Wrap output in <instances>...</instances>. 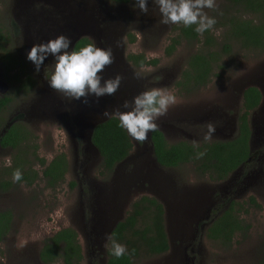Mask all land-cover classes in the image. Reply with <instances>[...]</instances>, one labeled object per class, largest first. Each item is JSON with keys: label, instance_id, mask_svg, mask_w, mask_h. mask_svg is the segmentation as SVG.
Segmentation results:
<instances>
[{"label": "rangeland", "instance_id": "374dc122", "mask_svg": "<svg viewBox=\"0 0 264 264\" xmlns=\"http://www.w3.org/2000/svg\"><path fill=\"white\" fill-rule=\"evenodd\" d=\"M70 2L74 7L98 5L101 8L106 26L112 31L105 38L111 39L109 47L119 54L126 57L128 53H143L148 59H157L154 65L140 68L130 66L126 74L135 82L133 98L151 88H165L177 97V104L169 109L166 116L156 121L168 143L179 140L200 143L204 141L208 123L216 126L212 140L233 138L237 134L234 126L237 127L235 122L241 111V92L248 86L257 87L262 100L258 108L249 112V149L252 152L258 151V155L250 163L254 165L256 176L261 174V153L264 151V49L246 48L235 40L226 39L225 27L220 23L223 20L222 14L229 9L228 0H216V9L204 11L216 19L213 29L208 30L214 38L212 49L220 51L222 44L226 42L230 44L229 51L221 53L216 64L221 66L215 65L210 80L192 91L182 90L176 86V81L186 66L188 56L205 48L203 36H200L199 41L182 38L172 53L167 54L166 47L178 35V28L182 24L159 23L160 13L153 0H148L147 14L140 13L139 9L133 7L135 0L126 4H115L109 0ZM41 4L35 2L31 10H40ZM11 7L12 0H0V26L3 25L11 34L16 32L15 38H10L0 48V70L9 84L5 96L10 99L9 104L0 111V128L10 117L21 113L22 121L34 135L29 146L24 148L29 151L34 149L36 155L45 160V164L57 154L63 153L67 159V167L63 179L50 188L42 177L43 167L29 154V161L38 172V179L30 185L19 182L5 190L0 188V211L10 210L12 213L10 230L0 241V264H45L38 255L40 246L46 238L67 227L77 233L82 254L80 264L94 261L96 264H105L106 234L110 223L123 218L130 210L131 203L143 195L155 198L163 206L169 248L159 255L147 256L142 253L133 264H264V181L261 178H255L257 183L252 189L236 191L238 187L231 185L235 179L226 183L224 180L218 181L208 175H201L195 170L193 162L174 168L162 167L154 163L149 139L141 144L130 135L133 146L129 159L117 164L109 176H104L99 172L101 156L93 148L86 146L80 136L83 131L74 122L68 107L59 110V113L46 109L31 112L43 84L24 55L26 47L20 30L23 17H13ZM131 37L134 38L132 42L129 41ZM105 38L101 37L97 41L92 37L91 40L100 47L102 42L105 43ZM8 51L16 57H22L31 67L37 83L30 94H22L20 91L21 79L17 67L8 72L5 70L1 56ZM54 62L51 60L42 68L43 80L47 85V73ZM83 100L81 98L79 103ZM78 143L79 150L83 149L89 157L83 168L85 176L103 187L107 184L99 197L103 214V219H100L102 228H98L99 231H92L94 228L91 226L85 229L80 200L78 202L80 188L78 190L76 186H69V182L75 181L77 177L72 169V162ZM14 157V149L0 148L1 180L8 179L5 172L8 168L6 161L10 159L12 165ZM79 178H82L80 168ZM229 178H232V174ZM240 187H243V183ZM231 190L234 193L227 194L233 195L234 201L241 208L240 218L250 227L245 236L237 234L232 243L225 246L201 233L207 220L216 211L217 196ZM251 196L256 204L249 202ZM21 240L26 241L23 248L17 246ZM199 242L198 250L196 245ZM95 251L99 252L96 260L92 258ZM52 264L62 262L57 260Z\"/></svg>", "mask_w": 264, "mask_h": 264}, {"label": "trees", "instance_id": "16d2710c", "mask_svg": "<svg viewBox=\"0 0 264 264\" xmlns=\"http://www.w3.org/2000/svg\"><path fill=\"white\" fill-rule=\"evenodd\" d=\"M109 1L115 4H126L131 0ZM228 3L229 9L222 14L223 20L220 23L225 27L226 39L235 40L246 48L264 49V0H228ZM249 15L250 17H248ZM195 27V25L192 27L180 25L178 35L172 38L171 43L166 47V53L170 54L180 39L199 41L200 36H203L205 48L188 56L186 66L176 81V86L186 91L204 86L210 80L221 53L228 52L230 48V44L224 42L220 51L212 49L214 45L212 34L206 31L200 35L195 31ZM9 35V31L3 25L0 26V48H3L2 45L9 41ZM129 41H134V38L131 37ZM90 43L93 42L89 38L82 37L75 43L72 50L78 51ZM1 57L7 72L15 67L19 69L20 91L22 94H30L37 83L31 67L22 57H16L10 51ZM126 60L134 68L157 63V59H148L143 53H128ZM51 74L52 72L47 74L49 79ZM260 98L261 93L255 86H248L244 89L243 113L239 117V132L233 139L202 141L200 143L179 140L168 143L159 129L151 132L150 142L153 146L154 157L162 167L174 168L181 164L193 162L195 170L201 175H208L218 181L225 179L249 155L250 129L247 117L249 112L257 107ZM9 102L8 97H0V111ZM118 125V118L112 116L97 124L91 135V141L101 156L99 172L102 175L110 174L114 166L127 157L133 146L127 131ZM33 139L34 135L22 119L11 124L6 132L0 136L2 147L15 150L13 163L5 171L8 179H0V188L8 189L14 183L10 176L16 169H20L23 173V179L20 182L30 185L38 179V172L33 169L29 161V154L43 167L41 173L48 187H54L63 179L67 167L66 156L63 153L57 154L49 163L45 164V160L39 158L34 149L29 151L24 148L29 146L30 140ZM200 152L206 154L202 158H197V154ZM73 185L74 182H71V186ZM249 202L256 204L252 196L249 198ZM238 206L236 201L230 202L229 206L207 227V238L219 241L226 246L232 243L235 235H246L250 225L240 218L239 210L241 208ZM163 214L162 204L153 197L143 195L134 200L125 217L117 222L111 232L112 237L117 242L126 245L129 254L117 259L111 254V244L108 241L106 264H133L142 253L152 256L166 252L169 245ZM11 219L10 210L0 211V241L10 230ZM39 258L45 264H52L57 260H60L62 264H80L82 259L81 247L77 242L75 230L69 227L62 228L46 238L39 251Z\"/></svg>", "mask_w": 264, "mask_h": 264}, {"label": "clouds", "instance_id": "9594fccd", "mask_svg": "<svg viewBox=\"0 0 264 264\" xmlns=\"http://www.w3.org/2000/svg\"><path fill=\"white\" fill-rule=\"evenodd\" d=\"M160 13L159 23L163 25L182 24L185 27L195 25V31L203 35L204 32L213 29L216 19L210 17L205 9H216V0H153ZM134 8L140 13L147 14L149 11L148 0H135ZM72 47L70 37L59 35L46 43L34 44L28 52L27 59L35 65L37 73L40 72L44 61L51 56L55 61L54 70L48 80L50 88L62 93L70 100H80L88 103V97L94 96L97 101L105 95L115 96L118 92L123 77L120 75L114 78L105 79L101 74L106 68L115 63V56L112 48H100L95 43H90L77 50L69 51ZM139 77V74H137ZM177 97L165 88H151L135 96L131 101L125 100L121 107L128 109L114 112L105 110L104 117L113 115L119 120V127L137 142L143 144L148 141L149 132L158 130L157 120L167 115L169 109L177 104ZM216 126L208 123L207 131L204 133V141H211ZM206 153L200 152L197 158H202ZM6 166H11L10 159ZM23 179V173L16 169L12 174L14 183ZM111 244V254L117 259L128 253L126 245L117 242L112 235L107 236ZM26 241L21 240L17 245L23 248ZM105 247H108L106 244Z\"/></svg>", "mask_w": 264, "mask_h": 264}, {"label": "water", "instance_id": "95a60500", "mask_svg": "<svg viewBox=\"0 0 264 264\" xmlns=\"http://www.w3.org/2000/svg\"><path fill=\"white\" fill-rule=\"evenodd\" d=\"M35 2H41L42 4L40 7L42 8L40 10L34 9L32 11L31 6ZM11 13L15 18H18L19 15L23 17V19L21 20L20 30L23 43L26 47L24 53L26 58L28 52L31 50L34 44L46 43L51 39H55L59 35H65L71 38L72 47L69 49V51H72L75 43L82 37H87L90 40L93 37L98 41L99 38L109 37L112 33L111 28H107V22L104 19L103 11L98 5L74 7L71 5L70 0H12ZM105 39V43L102 42L100 44V48H109L110 43L108 42H110L111 39ZM112 51L115 56V63L106 68L101 75L105 79L114 78L117 75L122 76L123 79L118 92L115 94V96L105 95L103 97H100L98 101L96 97L90 95L88 97V103L84 105L83 102L79 103V100L73 99L69 101L62 95V93L54 91L52 88H50V86L47 85L43 80V66L41 67L39 73L36 72V76L41 80L43 88L40 91V94H37L38 98L36 99L31 112H41L46 109L50 112L59 113V110H64L66 109V107H68L73 114L74 122L83 131L80 136L83 137L85 143L87 144L86 146L93 148L98 154L99 151L97 147L91 141V135L94 127L97 124L108 119L107 117H104L102 115L105 110L114 112L115 109L119 108L120 111H127L128 109H123L121 105L125 100L131 101L133 99V91L135 88V82L129 79L128 75L126 74V71L131 66L130 63L126 60L125 55L123 56L122 53L119 54L114 49H112ZM51 60H53V58L49 56L44 61V64H48V62H50ZM28 62L31 65L32 69L36 71L35 65L29 60ZM7 90L8 84L4 80L0 79V94H5ZM83 114H85L86 116L83 117ZM22 118L23 115L21 113L10 117L1 128L0 136L6 132V130L13 122ZM150 136L151 132H149V141ZM150 153L152 155L154 163L159 165L153 155L152 144H150ZM126 160L127 159L125 158L118 164H121ZM261 174L263 175L262 168ZM99 197L100 193L95 195L96 207L93 212L91 223V227L94 228L93 230L102 228L100 225V219H103V217L101 216L103 214ZM116 224L117 221L110 223L106 238L108 235H110Z\"/></svg>", "mask_w": 264, "mask_h": 264}, {"label": "flooded vegetation", "instance_id": "af4514ba", "mask_svg": "<svg viewBox=\"0 0 264 264\" xmlns=\"http://www.w3.org/2000/svg\"><path fill=\"white\" fill-rule=\"evenodd\" d=\"M9 37L10 38H15V36H16V32H12V34L9 32ZM53 70H54V66L52 67V68H50V70H49V72L47 73V74H49V73H51V72H53ZM0 79H2V80H4L7 84H8V82L4 79V77L2 76V72H1V70H0ZM8 88H9V84H8ZM247 88V87H246ZM245 89V88H244ZM244 89L242 90V92H241V111H240V113H239V115H238V118H236V122H235V124H236V126L237 127H235L234 126V129H236L237 128V134L233 137V138H235L237 135H238V132H239V117L241 116V114L243 113V108H242V103H243V91H244ZM5 96V94H0V97H4ZM261 99H262V95H261V98H260V102H259V104L257 105V107L256 108H258L259 107V105H260V103H261ZM255 108V109H256ZM255 109H253V110H255ZM253 110H251V111H253ZM248 116H249V114H248ZM247 119H248V117H247ZM249 120V119H248ZM14 123V122H13ZM12 123V124H13ZM249 124V123H248ZM233 129V130H234ZM249 129H250V127H249ZM1 130V129H0ZM161 131V130H160ZM163 133V132H162ZM163 135H164V133H163ZM164 137H165V135H164ZM233 138H231V139H233ZM165 139H166V137H165ZM228 140V139H227ZM78 142V141H77ZM150 144H151V142H150ZM132 145H133V143H132ZM0 148H9V147H2L1 145H0ZM257 153V154H256ZM256 155H258V151H251V149H249V155H248V157L246 158V160L245 161H243L242 163H240L239 165H238V167H236V169H234L232 172H230L229 173V175L225 178V179H222V180H220V181H226V183H227V181H229V180H231V179H235V182L234 183H232L231 185L233 186V187H238V188H236V191L238 190V189H244V190H247L248 188H250V189H252L253 188V186L257 183V181L255 180V178H261L263 181H264V172H263V175L262 174H257V176H256V170H255V168H254V165H252L250 162H251V160L253 159V157H256ZM261 155H262V169H263V161H264V151L261 153ZM82 158H81V157ZM129 154L127 155V157H126V159L128 160L129 158ZM87 159H89V157L85 154V151L83 150V149H81V151L79 150V143L76 145V147H75V157H74V159H73V162H72V169H74V172L76 173V175H77V177H76V180L75 181H71V182H74V185L73 186H71V182H69V186L70 187H78V190H79V188H80V192H79V194L80 195H78V202H79V200H80V205H81V208H82V216H83V219H84V221H83V223H84V227H85V229L86 228H88V226H91V221H92V218H93V212H94V209H95V207H96V202H95V195L96 194H98V193H101V192H103L104 191V189H105V187H106V185L107 184H105L104 185V187L103 186H101L100 185V183H96L95 182V180H93V179H88L85 175H86V173H85V170H83V168H84V166H86V163H87ZM132 161H134V159L132 160ZM119 163V162H118ZM117 163V164H118ZM100 164H101V161H100ZM116 164V165H117ZM115 165V166H116ZM114 166V167H115ZM79 168H80V172L82 173V178L80 179L79 178ZM100 168H101V165H100ZM114 169V168H113ZM112 173V172H111ZM110 173V174H111ZM110 174H108V176L110 175ZM232 174V178H229L230 177V175ZM105 176V175H104ZM107 176V175H106ZM229 178V179H228ZM262 181V182H263ZM243 183V187H240V184H242ZM234 193V191H229V192H219L220 193V195H218L219 193H217V197H218V201H217V208H216V211H214V214L209 218V220H207V222H206V227L204 228L203 227V229H202V233H201V235H204L205 237H207L206 236V229H207V227L211 224V222L219 215V214H221V212L224 210V209H226L228 206H229V204H230V202L232 201V200H234V197H233V195L232 194H230V195H228L229 193ZM228 193V194H227ZM80 198V199H79ZM219 202V203H218ZM113 216V215H112ZM112 216H111V218H112ZM125 217V215L123 216V218ZM123 218H121V219H119L118 221H120V220H122ZM117 221V222H118ZM114 229V228H113ZM59 231V230H58ZM92 231H94L93 229H92ZM76 232V231H75ZM112 232V231H111ZM56 233V232H55ZM77 234V233H76ZM110 235H111V233H110ZM52 236V235H51ZM87 237L88 238H90V235L87 233ZM3 240V239H2ZM1 240V241H2ZM77 242H78V238H77ZM79 243V242H78ZM91 244H93L92 242H91ZM107 244H108V240H107ZM198 245H196L197 246V248H198V250H199V247H200V242L199 243H197ZM43 246V244L40 246V248H39V251H40V249H41V247ZM107 249H105V251H106ZM198 250H197V252H198ZM96 252V251H95ZM99 254V252H96L94 255H93V257L92 258H94V260H96L97 259V257L99 256L98 255ZM38 255H39V252H38ZM41 260V259H40ZM193 260V259H192ZM194 261V260H193ZM193 261H192V263H193ZM90 264H96V262L94 261V262H92V263H90ZM105 264H106V262H105Z\"/></svg>", "mask_w": 264, "mask_h": 264}]
</instances>
